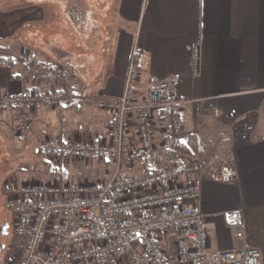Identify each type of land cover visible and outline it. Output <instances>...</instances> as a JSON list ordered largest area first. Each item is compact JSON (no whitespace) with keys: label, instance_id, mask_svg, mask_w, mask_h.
Here are the masks:
<instances>
[{"label":"crops","instance_id":"0c3cea01","mask_svg":"<svg viewBox=\"0 0 264 264\" xmlns=\"http://www.w3.org/2000/svg\"><path fill=\"white\" fill-rule=\"evenodd\" d=\"M28 3L11 11L0 9V58L13 60L0 61L1 97L63 93L60 81H30L16 60L25 42L34 44L36 34L29 32L20 41L14 40V35L22 34L24 26L35 27L44 20L46 2ZM113 13L119 21L110 23L107 19L109 23L103 27L108 31L103 28L101 40L86 45L85 39L76 37L63 43L74 46L69 51L72 79L65 88L78 97L77 104L66 109L44 104L30 111L0 110V139L7 141L6 135L11 134L17 143L18 151L10 153L9 161L26 159L30 167L13 165L8 174L22 173L20 178L10 179L20 183L56 179L38 149L43 139L65 144L107 138L108 113L84 107L83 101L121 96L136 52L139 95L152 81L168 82L174 97L185 102L179 120L184 137L196 135L198 158L215 168L228 161L236 167L233 183L215 181L209 172L198 183L208 250L255 247L264 264V0H115ZM195 48L199 62L196 74L192 70ZM29 51L43 67L57 65L53 53ZM22 112L31 122L25 137L17 133ZM131 134L135 141V131ZM156 138L159 142L158 128ZM4 153L0 158L9 154L8 150ZM102 170L108 176L111 165L102 163ZM182 181L197 183V178ZM232 212L237 215L234 223L226 216ZM159 242L174 259L175 233L161 235Z\"/></svg>","mask_w":264,"mask_h":264},{"label":"built area","instance_id":"2783aa9c","mask_svg":"<svg viewBox=\"0 0 264 264\" xmlns=\"http://www.w3.org/2000/svg\"><path fill=\"white\" fill-rule=\"evenodd\" d=\"M16 60L30 81H60L63 93L0 96V110L30 111L44 104L66 109L77 102L78 97L65 88L72 76L64 67H43L32 59L27 47L19 50ZM198 66L195 48V74ZM138 85L139 71L131 59L121 96L83 101L84 107L108 113L106 139H76L65 144L43 139L38 144L42 157L51 164L89 160L110 164L106 180L83 184L56 179L3 182L4 205L20 244L16 264H263L255 247L208 250L198 183L207 172L215 181L233 183L236 167L232 161L211 167L198 157L180 156L178 161H170L169 154L184 139L179 119L185 102L174 97L166 81L150 82L141 95ZM18 120V136L25 137L31 122L23 112ZM191 176L197 183L182 181ZM226 216L231 223L237 217L233 212ZM170 231L175 233L174 259L159 242V237Z\"/></svg>","mask_w":264,"mask_h":264},{"label":"rangeland","instance_id":"374dc122","mask_svg":"<svg viewBox=\"0 0 264 264\" xmlns=\"http://www.w3.org/2000/svg\"><path fill=\"white\" fill-rule=\"evenodd\" d=\"M29 1L33 2L35 0H0V9H5V11L19 9L23 6H27ZM38 1L46 2L44 11L45 13L53 17L47 27L48 34L42 31L40 33L38 28H40L39 25L42 26L41 23H39L36 28H34L36 32L39 31L38 34H36L33 28L28 27L24 30V33L27 32L28 34L32 31L35 32L36 35L34 38L39 41L37 42V46H39V49H41L42 51H52L55 56L56 53H60L62 55V59L67 61L71 59L69 51L74 46H71L70 48L69 44L68 46H65V44L63 43H65V41L70 38V34L74 39H76V37H78V39L81 41L85 39L86 45H91L92 41L95 40L96 42L103 38L102 35L105 34L103 31V26L105 25V23H109L107 20L108 18L111 19L110 23H114L113 21H119L117 17H114L113 13L115 0ZM73 9L77 12L79 11L80 13H83V16H77L73 14L75 13ZM70 10H72V12H70ZM107 15H109V17L104 18ZM105 19L107 22H104ZM100 22L104 23L99 27ZM105 27H108V25ZM67 29H69V32L67 31ZM104 30L108 31V29L105 28ZM50 33L53 36L51 41L48 40ZM25 43L28 44L27 42ZM35 43L36 42H34V44ZM24 45L22 47H24ZM51 46H53L54 48L50 49L49 47ZM10 135L11 134L6 135V138L8 139L7 141L0 139V156H2V154H5L4 152H6L7 150L9 153L6 154V156L0 158V260L1 262H7V260L9 259V262L15 261L16 264L19 257L20 244L18 241L19 239L14 236L11 213L4 205V198L1 192V188L3 182L10 180V178H13L14 180L16 179V177L20 178V176L18 175L20 171L18 170H16L18 172H15L14 174H8L12 171L11 168L13 165L15 166V168L30 167L28 166V161L26 159L18 158L12 159L11 162L9 161L10 153L12 152L11 154H16L18 151L16 147L17 143ZM49 165L53 167V169L54 167H56L54 171L64 173L66 175L65 182H73L72 184H83L85 182L94 183L99 180L104 181L108 178V176L105 177V171L102 170V163H100L99 161H63L59 165L51 163H49ZM13 170L15 169L13 168ZM50 180L52 181L53 178H51Z\"/></svg>","mask_w":264,"mask_h":264},{"label":"trees","instance_id":"16d2710c","mask_svg":"<svg viewBox=\"0 0 264 264\" xmlns=\"http://www.w3.org/2000/svg\"><path fill=\"white\" fill-rule=\"evenodd\" d=\"M73 11L75 12L73 14H75L77 16H83V13H80L79 11L77 12L74 9H73ZM70 12H72V10H70ZM51 19H53V17L51 15H48L47 13H45L44 21L41 22L42 26L39 25L40 28H38L40 33L42 31V32H46V34H48L47 33V27H48V24L50 23ZM36 26L37 25H35V27L32 26V27H28V28H33L34 29V28H36ZM24 28L27 29V25L24 26ZM68 30L69 29H67V31ZM34 31H35V29H34ZM39 31L38 32L35 31L36 34H38ZM74 31H76V30H74ZM25 34H27V33L22 32V34H21V32H17L14 35L13 39L14 40L16 39L18 41L23 40L22 37ZM69 36H70V38H73L71 34ZM52 38H53V36L50 33V35L48 37V40L51 41ZM30 40H32V39H30ZM33 40H34V42H36L35 45L34 44H26V43H24V44H26V45H24V47H27L28 49H31L32 52L33 51H37V52L38 51H42L41 49H39V46H37V42H39V41H37L35 38ZM33 40H32V42H33ZM49 48L53 49L54 47L51 46ZM50 53H52V51H50ZM135 54H136V52H134L132 54L133 61H134V58L136 57ZM31 57H32L33 60H35V53L34 54L31 53ZM55 59H56L55 63L57 65H60V66L64 67V69H66L69 72H73L71 67H70L71 66L70 61L63 60L62 59V55L60 53H58V54L56 53ZM0 61H2V62L3 61H5V62H10L11 61L12 62L13 60H12L11 57H5V58H0ZM11 66H13V65H11ZM78 102L80 103V101H78ZM75 104H77V102ZM198 155H199V142H198V139H197L196 135L188 134V135H186L184 137L183 141H181L180 143H178L175 146L174 152L169 154V160L170 161H178L180 156L185 157V158H197ZM45 163H47V162H45ZM47 164H49V163H47ZM50 174L55 175V178L60 183H64L66 181V177H65L66 175L64 173H61V172L59 173L58 171H54V169L52 167H51Z\"/></svg>","mask_w":264,"mask_h":264}]
</instances>
